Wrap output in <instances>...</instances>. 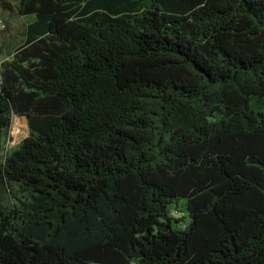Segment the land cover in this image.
Returning <instances> with one entry per match:
<instances>
[{
	"label": "trees",
	"instance_id": "obj_1",
	"mask_svg": "<svg viewBox=\"0 0 264 264\" xmlns=\"http://www.w3.org/2000/svg\"><path fill=\"white\" fill-rule=\"evenodd\" d=\"M15 1L0 264H264V0Z\"/></svg>",
	"mask_w": 264,
	"mask_h": 264
},
{
	"label": "rangeland",
	"instance_id": "obj_2",
	"mask_svg": "<svg viewBox=\"0 0 264 264\" xmlns=\"http://www.w3.org/2000/svg\"><path fill=\"white\" fill-rule=\"evenodd\" d=\"M17 6L18 4L15 0H0V61L4 57L7 58V52L11 47L22 42L26 25L32 18V16H20ZM5 26L6 29H4ZM28 133L26 118L15 116L10 130L2 140L0 155H4L5 150H10L17 146ZM179 209H185L184 201H180Z\"/></svg>",
	"mask_w": 264,
	"mask_h": 264
},
{
	"label": "built area",
	"instance_id": "obj_3",
	"mask_svg": "<svg viewBox=\"0 0 264 264\" xmlns=\"http://www.w3.org/2000/svg\"><path fill=\"white\" fill-rule=\"evenodd\" d=\"M0 24H1V20H0Z\"/></svg>",
	"mask_w": 264,
	"mask_h": 264
}]
</instances>
